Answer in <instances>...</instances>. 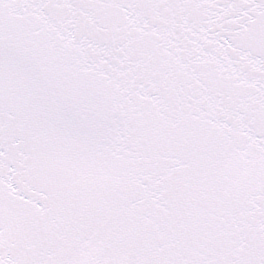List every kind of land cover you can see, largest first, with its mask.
I'll return each instance as SVG.
<instances>
[{"label": "snow or ice", "instance_id": "obj_1", "mask_svg": "<svg viewBox=\"0 0 264 264\" xmlns=\"http://www.w3.org/2000/svg\"><path fill=\"white\" fill-rule=\"evenodd\" d=\"M0 264H264V0H0Z\"/></svg>", "mask_w": 264, "mask_h": 264}]
</instances>
